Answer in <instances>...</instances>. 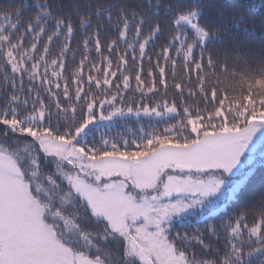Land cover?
Segmentation results:
<instances>
[{
    "label": "snow or ice",
    "instance_id": "snow-or-ice-1",
    "mask_svg": "<svg viewBox=\"0 0 264 264\" xmlns=\"http://www.w3.org/2000/svg\"><path fill=\"white\" fill-rule=\"evenodd\" d=\"M24 7L26 20L0 15V264H264V215L249 227L228 211L252 175L242 157L264 149V102L205 87L202 11L165 34L135 8L113 22L97 5L105 27L89 31L91 16L65 20L49 0ZM145 118L131 138L109 134Z\"/></svg>",
    "mask_w": 264,
    "mask_h": 264
},
{
    "label": "trees",
    "instance_id": "trees-1",
    "mask_svg": "<svg viewBox=\"0 0 264 264\" xmlns=\"http://www.w3.org/2000/svg\"><path fill=\"white\" fill-rule=\"evenodd\" d=\"M25 2L30 5L33 0H0V15L11 14L15 20L19 14L26 20L34 10L25 8ZM49 3L54 15L62 16L65 20L78 22L81 15L91 16L92 27L89 31L105 27L107 14L97 18V5L113 6L111 8L113 22L117 20L121 7L126 10L135 8L152 23L159 22L164 27L165 34L173 31L171 20L177 12L187 11L190 8L199 9L202 11L201 23L209 31L210 36L207 44L198 46L196 52L199 54L203 47L205 60L207 61V57L211 55L215 64L214 68H208L207 63L205 65L207 77L205 87L216 88L217 96H226L229 104L244 103L251 95L252 100L257 102L256 107L259 111V103L264 102V0H161L159 15H156L155 0L151 8L147 6L146 0H49ZM178 32L188 34L191 41L190 30L181 27ZM101 38H105L103 32ZM159 43L157 41V46ZM73 47H76L75 40ZM74 63L69 57L67 64L69 72L73 69ZM176 78L177 81L185 79L182 64L177 66ZM169 83L171 85V79ZM192 87H196L195 83ZM140 124L147 128L155 124V121L144 119L137 123L135 120H122L114 124L109 134L113 137L124 134L131 138L128 130L135 132ZM102 131L109 130L102 129ZM262 194H264V162L254 168L247 182L245 195L238 203L231 204L228 211L244 212L247 216V224L251 227L264 215ZM216 222L219 223V220L217 219ZM191 224L192 228L199 227L203 230V225L197 224L195 220H192ZM174 231H185V229L177 226ZM243 240L245 253L257 247L258 242L252 240L249 243L246 233ZM211 243L213 246H223V241L221 240L217 245L215 238H212ZM194 251L205 258L198 247ZM245 259L247 260V255ZM260 259L261 257L254 258L252 264H259Z\"/></svg>",
    "mask_w": 264,
    "mask_h": 264
},
{
    "label": "rangeland",
    "instance_id": "rangeland-1",
    "mask_svg": "<svg viewBox=\"0 0 264 264\" xmlns=\"http://www.w3.org/2000/svg\"><path fill=\"white\" fill-rule=\"evenodd\" d=\"M188 30H190V26L185 27ZM184 32V31H183ZM185 33V32H184ZM188 35V34H186ZM147 119V118H145ZM131 120H135V119H131ZM149 120V119H148ZM114 126V125H113ZM112 126V127H113ZM246 162V168L244 169V171H248V170H254V168L258 165L264 162V149H260L258 150L255 155L254 158H250L249 155L246 153L244 157H242V163ZM234 179H240V176L235 177ZM253 241H256L255 238L252 239ZM113 250L115 249V246H110Z\"/></svg>",
    "mask_w": 264,
    "mask_h": 264
}]
</instances>
